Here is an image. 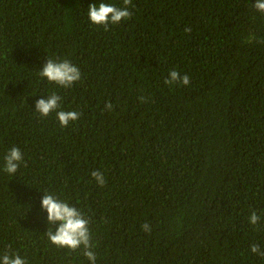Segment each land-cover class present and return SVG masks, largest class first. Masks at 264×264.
<instances>
[{
    "label": "trees",
    "instance_id": "1",
    "mask_svg": "<svg viewBox=\"0 0 264 264\" xmlns=\"http://www.w3.org/2000/svg\"><path fill=\"white\" fill-rule=\"evenodd\" d=\"M100 2L124 7L0 0V255L89 264L82 248L48 241L40 206L48 191L89 220L96 264H264L250 251H264V15L256 0H132L131 17L107 31L87 15ZM47 58L70 60L80 81L60 88L40 78ZM172 70L190 84H166ZM53 92L60 110L80 113L67 127L55 112H34ZM13 146L24 162L10 176L3 156Z\"/></svg>",
    "mask_w": 264,
    "mask_h": 264
},
{
    "label": "clouds",
    "instance_id": "2",
    "mask_svg": "<svg viewBox=\"0 0 264 264\" xmlns=\"http://www.w3.org/2000/svg\"><path fill=\"white\" fill-rule=\"evenodd\" d=\"M131 3L132 0H123L124 7H117L104 2H100L98 5L96 3L90 4L87 13L88 19L91 24L103 26L105 31H107L109 24L116 25L122 20L131 17L132 13L127 7ZM253 8L264 15V0H256ZM37 75L42 79H46L49 84L60 88H70L81 79L80 69L68 59L47 58ZM190 82V77L187 74L181 76L177 70L170 71L169 78L165 80V83L168 85L178 83L182 86H187ZM61 99L62 97L56 92L46 96V98L38 99L35 102L34 112L38 113L41 117H47L49 114L55 112L59 125L67 127L70 122L79 119L80 113L77 111L60 110ZM139 99L144 101L146 98L141 96ZM105 108L110 111L112 104L107 103ZM3 162V171L10 176L15 175L24 162L23 153L18 147L13 146L4 154ZM91 176L101 187L105 184L104 175L101 171L93 170ZM40 206L42 211L47 213L46 220L48 225H50L45 232L48 241L58 248L68 249L72 252L82 248L83 255L87 258L89 264H96L97 258L92 250L93 244L91 242L89 220L85 215L78 208L70 205L68 201L61 200L55 193L48 191L43 192ZM259 220L260 217L253 211L249 217V223L257 225ZM51 225H55V228H52ZM141 228L145 232L151 230L147 222ZM250 251L253 254L264 257V251H261L260 246L257 244L251 245ZM0 264H27V261L19 253L12 252L9 249L0 255Z\"/></svg>",
    "mask_w": 264,
    "mask_h": 264
}]
</instances>
